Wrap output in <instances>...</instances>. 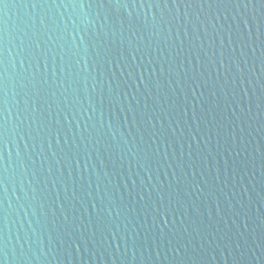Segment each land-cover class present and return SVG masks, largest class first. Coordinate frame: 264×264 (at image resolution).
Listing matches in <instances>:
<instances>
[{
  "label": "water",
  "instance_id": "water-1",
  "mask_svg": "<svg viewBox=\"0 0 264 264\" xmlns=\"http://www.w3.org/2000/svg\"><path fill=\"white\" fill-rule=\"evenodd\" d=\"M0 264H264V0H0Z\"/></svg>",
  "mask_w": 264,
  "mask_h": 264
}]
</instances>
